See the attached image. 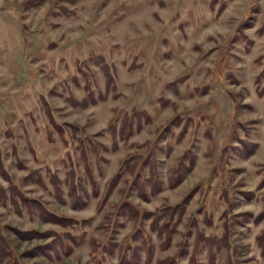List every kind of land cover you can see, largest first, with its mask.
Segmentation results:
<instances>
[{"label": "rangeland", "instance_id": "obj_1", "mask_svg": "<svg viewBox=\"0 0 264 264\" xmlns=\"http://www.w3.org/2000/svg\"><path fill=\"white\" fill-rule=\"evenodd\" d=\"M87 92L96 100L84 109L66 101ZM0 161L24 196L80 222H42L10 200L0 174V226L18 264H94L91 240L102 264H264V218L253 222L264 206V0H0ZM73 172L83 188L78 208L67 195ZM186 194L162 249L165 219L157 228L150 221ZM122 199L151 215L134 222L118 209ZM9 228L60 240H21ZM47 242L48 257L38 249Z\"/></svg>", "mask_w": 264, "mask_h": 264}, {"label": "trees", "instance_id": "obj_2", "mask_svg": "<svg viewBox=\"0 0 264 264\" xmlns=\"http://www.w3.org/2000/svg\"><path fill=\"white\" fill-rule=\"evenodd\" d=\"M104 66V65H103ZM103 72H104V76H105V84L109 85L111 84V82L113 81V75L111 73V71L109 70L108 67L104 66L103 67ZM100 98L102 99V96H100ZM67 102L70 104V106L72 107H78V108H86L89 104H93L95 102L96 99H93V97L91 96V94L89 92H87L85 94V97H83L81 100H76L73 97H67L66 98ZM41 102L42 105L45 109V113H46V117H47V121L48 124L51 125L53 128L57 129L58 131H60V127L58 126V124H56L54 117L52 115V111L49 108L47 102L45 101V99L43 98V96L41 95ZM113 129V127H112ZM115 132L114 130H111V136L114 139L115 138ZM119 135L121 137H123V133H122V128L120 126L119 129ZM182 136V133H180V135L178 134L177 138L179 139ZM150 154V157L153 155V151L151 149H148L146 156H144L142 158V163L144 161H146L148 159V155ZM150 159V158H149ZM151 161V159H150ZM149 161V162H150ZM123 162V161H122ZM121 162V163H122ZM125 162V161H124ZM85 168H86V173L88 175L89 178V182H90V191L91 194L93 196H97L98 195V189H97V185L92 177V173H91V168H89L88 164H85ZM150 172V177L148 178V181L151 183V186L153 187V190H151V194H155L158 192L159 190V185L155 180L154 177V172H152L151 170ZM136 174H134V177H138L141 175V171L139 172V170L135 171ZM0 174L1 176L4 177V179L6 180V183L8 184V191H9V195H10V200L15 203L16 199L18 200V202L26 207L29 210L32 209H36L37 210V214L40 218V220L44 223H50L59 227H66L68 225H70L71 223H75V224H79L80 222H78L76 219L73 218H67L65 216H60L57 215L49 210H47L43 204L39 201H37L34 198H29L27 196H24L21 192H19L16 188V185L14 183H12L11 179L8 177V175L6 174V172L4 171L3 167H2V163L0 161ZM118 175L119 173H115L114 175H112L108 181H106L105 183V187H104V191L102 192V194H100L99 199L97 201V209H100L101 206L105 203L108 195L111 192V189L115 186L117 179H118ZM182 174L181 175H176L174 176V181L170 180V187H174L176 184H178L180 182V180L182 179ZM52 185H53V189H54V193L56 195V197H60L61 195V191L59 188V182H54L53 177H52ZM263 184V182H262ZM155 187V188H154ZM1 188V187H0ZM2 189V188H1ZM79 189L83 190L82 185L80 183L79 178L73 173H71L70 175V181L68 182V187H67V195L70 198V202L72 203V207L73 208H78L80 206H82V203H84L82 201V198L79 194ZM142 187L141 189H139V187H137V193L139 194V196L141 198H146L144 192L142 191ZM3 197H5V194L2 195ZM243 198L245 199H250L252 197V194L250 193H244L243 194ZM189 198V194H186L185 197L179 201L176 204L173 205H161L157 211L156 214L154 215V218H152V220L150 221V225L152 226V228H157L156 224L158 223V220L160 217H163V219H165L161 225L162 227L160 228V232L162 230L165 231V239L162 243H160V247L162 249L166 248L168 243L170 242V234L171 230H168L169 226L175 225V222H172V220L175 218V216H179L180 214L183 213L184 211V207L186 204V200ZM129 202H127L126 200L122 199L117 203V207L118 209H122V211L129 217L131 218L134 222L140 220V218H148L151 214L149 212H139L136 208L129 206ZM264 218V206L262 208V210L253 218V222L258 223L261 219ZM207 223H210L208 220H205ZM172 222V223H171ZM137 225V224H135ZM137 229H135V231H138V226L136 227ZM17 237L18 239L21 240H32V239H40V240H45L46 238L50 239H59L60 240V236H58L54 231H45V232H38L37 230H30V231H20L17 229H13V228H9ZM140 231V230H139ZM50 235V236H49ZM201 235V234H200ZM200 239V238H198ZM203 239L206 242H209L208 238L203 237ZM257 241L261 247V253H264V244L261 243L262 239L261 237H257ZM60 245L61 248L60 250L62 251L63 254L67 255L70 251H71V246L70 245H66L64 244L62 241H60ZM90 245L92 247L91 251H90V256L94 259V264H102V259H96L95 255H96V242H93V240L90 241ZM53 244L51 242H47V244L43 245L41 248L39 249V253L48 257V251L47 249H53ZM106 248L103 247V250L105 251ZM109 252L106 249L107 253ZM181 253V252H179ZM56 256L58 257V254L55 253ZM120 255H124L123 250H121L119 252ZM131 254L134 255L135 254V248L132 247L131 249ZM16 254L14 253V251L11 249L8 241L6 240L5 235L3 234V227L0 226V264H18L17 263V258H16ZM103 257V256H102ZM194 260V256H190V260ZM174 263L173 258H170L169 261L166 262H160L157 264H172ZM119 264H137L135 262L134 259H122L119 258Z\"/></svg>", "mask_w": 264, "mask_h": 264}]
</instances>
